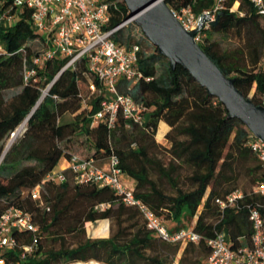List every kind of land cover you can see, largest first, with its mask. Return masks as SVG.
<instances>
[{"label":"trees","instance_id":"obj_1","mask_svg":"<svg viewBox=\"0 0 264 264\" xmlns=\"http://www.w3.org/2000/svg\"><path fill=\"white\" fill-rule=\"evenodd\" d=\"M218 1L166 0L174 12L190 8L197 18L213 11ZM108 2L111 28L130 19L124 0ZM218 15V24L204 29L205 37L198 42L222 72L236 80L237 88L247 98L256 87L250 99L264 107L260 99L264 96V19L249 0H226L225 9ZM31 17L32 11L23 9L20 21L9 31L0 28L5 50L0 53V159L12 134L28 122L0 165V214L12 206L30 212L39 232L34 251L25 253L23 246L32 245L35 236L17 230L14 238L19 246L1 251L4 264H175L180 253L178 264H207L209 241L222 233L233 251L251 246L252 210H259L264 219V196L253 192L264 181V166L251 148L254 135L244 123L230 118L226 106L184 67L173 69L135 22L114 39L127 48L140 47L138 68L144 78L137 85L121 81L119 90L146 108L142 125L121 112L113 128L107 119L95 121L101 107L99 96L90 101V108H83L91 84L100 88L98 77L85 62L64 72L43 100L44 91L60 73L64 61L57 58L43 66L34 63L47 45L33 29ZM212 33H235L240 44L225 51L219 42L212 41ZM146 47L153 52H146ZM26 71L35 72L28 81ZM10 91L16 92L7 97ZM65 113L75 115V120L62 124L60 117ZM161 123L170 128L167 139L171 148L165 149L171 157L169 166L158 161L159 152L154 151L162 148L156 142ZM77 135L87 137L94 152L89 156L97 160L119 157L124 174L136 183V197L163 219L171 232L193 229L203 240L187 245L161 241L147 228L140 212L121 203L107 187L80 185L70 179L61 185L46 184L44 206L33 200L31 190L75 155L68 144ZM177 164L191 169L188 190L181 187L176 176ZM244 170L254 178V188L244 191V198L235 206L222 210L217 200L225 201L242 190L238 185ZM153 171L161 180H168L176 193H167L152 178ZM102 203H111L112 207L98 211ZM113 218L119 225L117 233L108 239L85 238L86 223ZM68 236L78 238L75 247L66 245ZM47 237L63 246L44 250Z\"/></svg>","mask_w":264,"mask_h":264},{"label":"built area","instance_id":"obj_2","mask_svg":"<svg viewBox=\"0 0 264 264\" xmlns=\"http://www.w3.org/2000/svg\"><path fill=\"white\" fill-rule=\"evenodd\" d=\"M249 1L264 19V0ZM225 2L226 0H219L213 11L205 13L211 16V22L215 21L218 13L225 9ZM23 9L32 11V27L47 45V49L34 59V63L43 66L57 58L64 61L60 73L44 91V96L49 94L53 84L64 72L77 69L82 62H85L98 77L100 88L91 84V94L84 99L83 108H90V101L99 96L102 98L101 107L94 115L95 121L107 119L110 128H113L121 112L128 120L142 125V113L146 108L132 96L123 94L119 90L121 81L137 85L144 78L138 68L140 47L127 48L119 45L114 39L121 30L134 22L132 18L111 28L108 0H0V27L11 28V22L17 15H21ZM175 14L187 30H193L199 23L200 18H197L190 8ZM211 22L206 23L204 29H210ZM202 36H205L203 32L198 35L197 41H200ZM4 51L0 42V53ZM34 74V71H26L25 80L28 81ZM24 124L12 134L10 143L22 134L20 132ZM250 145L264 166V142L253 136ZM5 153L0 159V165ZM124 176L121 161L116 155L105 160L73 155L71 159L62 162L59 170L50 172L31 190L30 195L33 200L44 206L43 194L46 184L61 185L71 179L80 185L107 187L119 196L121 203L138 210L147 228L161 241L187 245L199 244L203 240V236L193 229L171 232L163 219L156 216L142 200L136 197L134 189L124 182ZM253 192L264 196V181L257 185ZM244 196L243 190H237L228 196L227 200L218 199L217 203L224 210L235 206ZM111 207V203H102L97 206V210L106 211ZM250 217L254 229L252 245L233 251L226 234L222 233L209 241L211 254L207 264H264V219L256 209L252 210ZM17 230H25L35 236L32 245L23 246L25 253L34 251L39 232L34 216L15 206L9 207L0 214V264L5 263L1 257L2 250H14L19 246L18 240L14 238Z\"/></svg>","mask_w":264,"mask_h":264},{"label":"water","instance_id":"obj_3","mask_svg":"<svg viewBox=\"0 0 264 264\" xmlns=\"http://www.w3.org/2000/svg\"><path fill=\"white\" fill-rule=\"evenodd\" d=\"M124 1L130 10V18L157 47L158 53L170 61L173 69L178 65L184 67L226 106L230 118L240 119L256 138L264 142V107L247 98L237 88L236 80L227 77L197 41L206 23L211 22V16L202 15L197 27L187 30L166 0ZM219 19L220 15L211 24L217 25Z\"/></svg>","mask_w":264,"mask_h":264},{"label":"rangeland","instance_id":"obj_4","mask_svg":"<svg viewBox=\"0 0 264 264\" xmlns=\"http://www.w3.org/2000/svg\"><path fill=\"white\" fill-rule=\"evenodd\" d=\"M20 16L17 15L14 20L11 22V28L16 25L19 21H20ZM130 27V26H129ZM128 27V28H129ZM3 29L4 32L9 31L11 28H5V27H0ZM211 28V27H210ZM205 36L201 37V40L204 38ZM211 39L212 41H217L221 44V48L225 51L230 50V49H235L239 46L240 42H239V38L235 33L232 34H223V33H212L211 34ZM145 51L148 53H152L153 52V48L151 47H146ZM263 65H264V60H263ZM16 91H10L6 93L7 97H11L12 95L15 94ZM256 92V87H254V89L252 90V92L250 93V98H252L255 95ZM49 93V92H48ZM260 99L264 100V96L260 97ZM75 120V115L71 114V113H65L60 117V122L63 123H69V122H73ZM168 126V125H167ZM167 126H165L164 124H160L159 126V132L157 134V138H156V142L159 143V145L162 147L160 149H155V152H159V157H158V161H161V163H163L166 166H169V164L171 163V157L170 155L166 152L165 149H169L171 148V143L169 142V140L167 139V133L168 130H170L169 126L167 128ZM160 134L163 136H160ZM18 138V137H17ZM17 138H15V140L13 141L12 145L9 148L10 149L13 147V145L15 144ZM11 142V140H9L5 147H4V151H3V155L6 152V150L8 149L7 147H9V143ZM68 147L70 149V151L75 154V155H79V156H89L91 155L93 152V149L90 145V143L87 140V137L85 135H77L75 136L72 141L68 144ZM134 147H136V145H134ZM153 151V152H154ZM2 155V156H3ZM62 164V163H61ZM178 166V170L176 171V176L179 179V183L181 185L182 188H184L185 190L190 189V182H189V177H191V169L189 166H187L186 164H177ZM61 167V165L59 167H57V170H59ZM152 178L155 179L156 181L159 182V184L161 185V187L169 194H175L176 191L175 189L172 187L171 183H169L168 180L163 179L161 180V178L159 177V174L155 171L152 172ZM124 182H126L125 180H129V178L125 175L123 177ZM126 184L128 185V183L126 182ZM136 185V183H135ZM255 186V182H254V178L250 175H248L245 170L242 171V175L239 179V185L238 188L242 189L243 191H247V192H251L252 189ZM135 188V186H134ZM133 188V189H134ZM129 224H124V226H127ZM85 238L86 239H93V240H97V239H108L110 238L113 234L117 233L119 230V225L116 223L115 218L113 219H106V220H100L96 223H86L85 225ZM82 239V238H81ZM78 238H75L74 236H68L67 237V243L66 245L69 247H75L76 243H77ZM44 250H49L52 249L53 247L56 248H60L61 246H63L62 242H53L52 239L50 237H47V239L44 241ZM181 257V253L179 254L175 264H178V260ZM93 262H95L96 264H104V263H100L97 261H90L87 263H77V264H92Z\"/></svg>","mask_w":264,"mask_h":264},{"label":"crops","instance_id":"obj_5","mask_svg":"<svg viewBox=\"0 0 264 264\" xmlns=\"http://www.w3.org/2000/svg\"><path fill=\"white\" fill-rule=\"evenodd\" d=\"M162 124H164V123H162ZM165 126H167L166 124H164ZM167 128H168V126H167ZM169 131V130H168ZM128 177V176H127ZM129 178V177H128ZM127 183H128V186L129 187H131V188H134V186H135V182L131 179V178H129V180H125Z\"/></svg>","mask_w":264,"mask_h":264},{"label":"bare ground","instance_id":"obj_6","mask_svg":"<svg viewBox=\"0 0 264 264\" xmlns=\"http://www.w3.org/2000/svg\"><path fill=\"white\" fill-rule=\"evenodd\" d=\"M27 124H28V122L26 121L25 124H24V127H23V129L21 130L20 133H23V132L25 131ZM10 140H11V139H10ZM12 143H13V141H12ZM12 143H10V145H8L9 147H7L8 149L6 150V152L9 151V148H10V146L12 145ZM6 154H7V153H6ZM92 264H96V263L93 262Z\"/></svg>","mask_w":264,"mask_h":264}]
</instances>
